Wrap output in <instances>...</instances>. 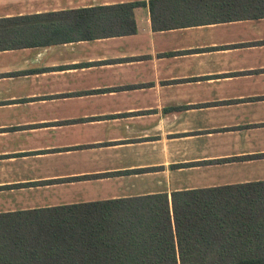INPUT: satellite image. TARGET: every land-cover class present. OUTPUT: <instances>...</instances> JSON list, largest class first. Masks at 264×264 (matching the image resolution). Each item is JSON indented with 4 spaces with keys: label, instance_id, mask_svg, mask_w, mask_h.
Returning a JSON list of instances; mask_svg holds the SVG:
<instances>
[{
    "label": "crops",
    "instance_id": "0c3cea01",
    "mask_svg": "<svg viewBox=\"0 0 264 264\" xmlns=\"http://www.w3.org/2000/svg\"><path fill=\"white\" fill-rule=\"evenodd\" d=\"M151 1L0 0L146 3L135 34L0 51V213L167 196L174 226L175 193L264 181V17L155 31Z\"/></svg>",
    "mask_w": 264,
    "mask_h": 264
},
{
    "label": "trees",
    "instance_id": "16d2710c",
    "mask_svg": "<svg viewBox=\"0 0 264 264\" xmlns=\"http://www.w3.org/2000/svg\"><path fill=\"white\" fill-rule=\"evenodd\" d=\"M145 5L3 19L0 51L135 34L134 9ZM150 10L153 29L165 31L263 18L264 0H154ZM172 201L174 226L167 196L0 213V264H264V181Z\"/></svg>",
    "mask_w": 264,
    "mask_h": 264
}]
</instances>
